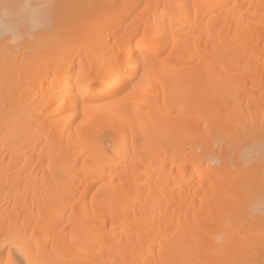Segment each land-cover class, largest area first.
<instances>
[{
  "label": "bare ground",
  "instance_id": "obj_1",
  "mask_svg": "<svg viewBox=\"0 0 264 264\" xmlns=\"http://www.w3.org/2000/svg\"><path fill=\"white\" fill-rule=\"evenodd\" d=\"M17 256L264 264V0H0Z\"/></svg>",
  "mask_w": 264,
  "mask_h": 264
},
{
  "label": "rangeland",
  "instance_id": "obj_2",
  "mask_svg": "<svg viewBox=\"0 0 264 264\" xmlns=\"http://www.w3.org/2000/svg\"><path fill=\"white\" fill-rule=\"evenodd\" d=\"M53 189H54V188H53ZM53 189H52V190H53ZM16 260L18 261L19 264H24L20 257L17 256V257H16Z\"/></svg>",
  "mask_w": 264,
  "mask_h": 264
}]
</instances>
